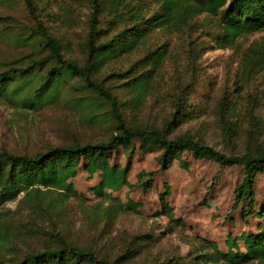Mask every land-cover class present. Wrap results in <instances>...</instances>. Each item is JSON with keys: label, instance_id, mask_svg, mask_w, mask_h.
Returning a JSON list of instances; mask_svg holds the SVG:
<instances>
[{"label": "trees", "instance_id": "trees-1", "mask_svg": "<svg viewBox=\"0 0 264 264\" xmlns=\"http://www.w3.org/2000/svg\"><path fill=\"white\" fill-rule=\"evenodd\" d=\"M24 1L37 23L38 34L29 35L26 40L47 50L48 55L22 65L18 62L3 65L6 69L0 71V104L40 111L66 102L73 108H90V121L106 125L113 132L98 143L78 142L72 146L51 147L36 156L0 150V264H135L139 252L133 245L116 255L100 257L92 247L69 242L56 229L51 233L44 229L45 224L58 219L70 199L77 196L71 181L82 167L91 176L100 174L102 181L97 190L100 195L106 189L120 191L128 186L131 164L125 168L113 165L111 154L124 147L131 156L138 143L146 154L162 152V169H170L186 152L195 160L213 161L223 169L244 167V180L236 190L233 210L246 204L243 213L246 221L253 216L264 220V206L260 211L255 207L257 179L259 175L264 176V141L261 113L254 96H249L245 111L256 128L245 151L230 155L190 133L176 135L182 125L197 119L196 112L188 110L195 80L180 84L178 91L171 93L173 112L171 119L163 125L131 121L126 115L127 109L134 114L141 112L158 92L157 77L168 60L169 50L168 45L154 50L146 48L154 34L166 31L186 35L200 16L208 15L216 29L213 41L220 48L234 47L241 38L264 31V0H88L81 58H68L66 52L71 51L70 44L63 43L43 26L42 9L35 0ZM66 15L64 23L73 22L67 11ZM199 47L190 48L191 65ZM144 48L148 50L145 57L115 70L106 79L102 77L112 64L126 60ZM244 57L241 78L249 84L256 75L264 73V40L254 43ZM110 78L120 82L126 94L123 101L113 87L107 86ZM72 86L79 92L78 96L68 89ZM237 102H233L226 91L217 103V120L227 141L234 138L241 117ZM154 176L153 172L141 175L142 186L149 188ZM21 194L24 196L19 199ZM18 200L20 205L29 208L31 223L17 226L13 213L3 209L7 203ZM129 210L134 207L115 203L105 209L104 219L113 222ZM164 212L169 216L172 214L168 206L164 207ZM25 232L49 237L45 249L24 253L15 238ZM239 242L245 251L241 250ZM229 243L227 253L211 244L212 253L201 255L199 259L211 264H264V226L258 235L243 234ZM146 264L189 263L172 258Z\"/></svg>", "mask_w": 264, "mask_h": 264}, {"label": "rangeland", "instance_id": "rangeland-1", "mask_svg": "<svg viewBox=\"0 0 264 264\" xmlns=\"http://www.w3.org/2000/svg\"><path fill=\"white\" fill-rule=\"evenodd\" d=\"M87 1L35 0L42 9L43 26L63 43L70 44L71 51L66 52L68 58L82 57L80 45L84 41L89 12ZM66 11L73 19L69 24L63 19L67 16ZM195 24L186 35L162 31L149 39L147 49L168 45V60L157 77L159 88L155 96L141 112L134 114L127 109L126 115L131 121L163 125L171 119L173 112L171 93L178 91L180 84L195 80L188 110L195 111L197 119L182 125L176 135L190 133L228 155L243 152L256 128L245 111L249 96H254L257 101L264 141V73L256 75L249 84L241 78L244 54L254 43L264 40V31L241 38L234 47L220 48L212 39L216 29L208 15L200 16ZM36 30L37 23L24 0H0V71L6 69L4 64L18 62L22 65L48 55L47 50L26 40L32 34L38 36ZM199 45L191 65L190 48ZM147 52L144 48L126 60L112 64L102 77L106 79L115 70L130 66L131 61L140 60ZM107 86L113 87L121 101L125 99L120 82L110 78ZM68 89L78 96L79 92L73 86ZM226 91L233 102L238 101L241 115L232 141L224 139L217 120V103ZM91 111L90 108H73L66 102L40 111L0 104V150L36 156L51 147L103 141L113 131L106 125L93 124L88 117ZM129 153L128 149L120 147L111 154L110 160L122 168L131 164L128 186L120 191L106 189L100 195L97 191L102 181L100 174L91 176L82 167L71 181L77 196L70 199L58 219L45 224V232L56 229L69 242L92 247L100 257L116 255L133 245L139 252L135 264L162 263L172 258H180L189 264H211L199 259L201 255L212 253L211 244L227 253L230 240L261 232L264 220L254 216L245 220L246 204L233 210L236 190L244 180V167L223 169L213 161L195 160L186 152L170 169H162V152L146 154L138 143L135 153L131 156ZM151 172L155 176L151 186L145 188L140 176ZM256 192L255 207L260 211L264 206L263 175L258 176ZM23 196L21 194L19 199ZM115 203L132 205L134 210L107 222L104 211ZM165 206L172 211L171 216L164 212ZM3 209L13 213L17 226L31 223L29 208L20 205L19 200L7 203ZM17 229L15 233L18 234L20 229ZM16 236V244L24 253L44 250L49 240V237L34 236L29 232ZM238 245L245 251L241 242Z\"/></svg>", "mask_w": 264, "mask_h": 264}]
</instances>
